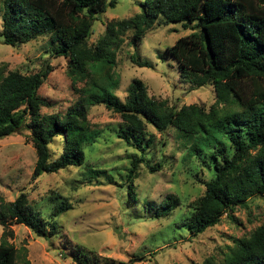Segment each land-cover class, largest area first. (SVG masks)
Here are the masks:
<instances>
[{
    "label": "trees",
    "instance_id": "1",
    "mask_svg": "<svg viewBox=\"0 0 264 264\" xmlns=\"http://www.w3.org/2000/svg\"><path fill=\"white\" fill-rule=\"evenodd\" d=\"M120 0H4L1 37L5 45L16 47L48 38L57 58L69 60L68 76L76 90L78 103L64 114H43L51 104L39 90L53 71L49 64L37 74L23 75L0 66V141L25 136L35 149L37 162L33 180L71 168H85V179L112 180L110 171L87 166L90 147L99 144L101 132L92 129L89 108L104 105L122 117L124 125L117 137L146 152L154 142L147 140V127L162 136L174 128L188 156L202 158L213 172L205 193L193 203L190 214L178 225L192 237L216 227L237 210L251 209L254 199L264 198V0H138L140 10L130 19L112 21L105 34L90 44L98 18L117 7ZM181 24L193 31L168 47L180 76L197 89L213 87L216 103L210 109L200 105L177 109L167 101L149 97L140 80L129 86L126 100L111 93L119 87L116 50L132 35L136 47L158 25ZM131 60L139 68L149 67L136 51ZM111 90V91H110ZM61 140L55 157L51 146ZM205 154L204 156H201ZM127 184L130 203L140 195L134 181L140 165L151 174L164 164H151L146 156L133 155ZM55 209L51 215L29 203L21 193L14 202L0 203V264H17L19 251L8 239L10 226L23 225L37 238H58L61 226L55 220L69 207ZM152 219L181 214L183 205L176 196L160 204L144 202ZM47 213V212H46ZM180 216V215H179ZM221 262L208 259L203 264H264V221L249 237L234 239ZM67 256V254H66ZM77 264H93L85 251L73 254ZM138 256L135 261H142Z\"/></svg>",
    "mask_w": 264,
    "mask_h": 264
},
{
    "label": "rangeland",
    "instance_id": "2",
    "mask_svg": "<svg viewBox=\"0 0 264 264\" xmlns=\"http://www.w3.org/2000/svg\"><path fill=\"white\" fill-rule=\"evenodd\" d=\"M3 1L0 0V66L6 64L8 71H19L23 75L37 74L48 64L52 66L53 71L39 90V95L51 107L42 112L66 113L80 100L76 90L83 84L72 85L67 73L69 60L55 57L48 38L16 47L3 43ZM139 10L138 0H120L115 9L98 18L90 44H95L105 34L108 23L130 19ZM192 32L181 24L158 25L138 41L136 47L131 46V34L125 37L116 50L119 87L116 92L110 90L111 93L124 102L129 86L134 80H140L147 87L149 97L167 101L178 110L194 104L210 109L216 103L214 88L197 89L185 81L180 76L178 63L166 50ZM136 51L149 67L139 68L132 62L131 56ZM88 119L92 129L102 134L99 144L89 148L87 166L110 171L114 175L112 180L85 179V168H71L34 181L37 156L26 139L28 132L23 133L25 136L0 141V203L14 202L25 193L30 205L47 215L56 208L64 210L59 206L61 203L69 207L55 218L61 226V236L57 239H40L23 225L10 226L13 237L8 241L19 251L17 264H77L72 256L80 249L89 255L93 264H203L208 259L221 262L234 239L249 237L263 223L264 198H257L249 211L237 210L233 219L225 216L216 227L192 237L178 225L191 213L193 203L204 195L205 184L213 177L202 158L188 156V160H184L187 152L174 128L162 136L148 126L146 139L153 136L154 142L146 152H141L117 137L124 125L122 117L104 105L90 107ZM60 146V139L51 146L55 157L61 152ZM134 154L146 156L153 165L161 162L164 167L151 174L146 166L140 165V176L134 181L140 200L130 203L124 186ZM168 196L181 200V214L176 211L171 217L156 220L143 209L146 200L160 204ZM3 233L0 225V243ZM138 256L145 259L135 261Z\"/></svg>",
    "mask_w": 264,
    "mask_h": 264
}]
</instances>
